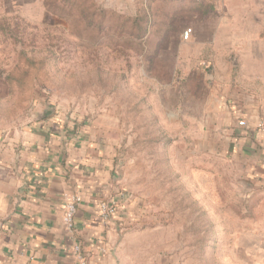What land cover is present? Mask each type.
<instances>
[{
	"label": "rangeland",
	"instance_id": "obj_1",
	"mask_svg": "<svg viewBox=\"0 0 264 264\" xmlns=\"http://www.w3.org/2000/svg\"><path fill=\"white\" fill-rule=\"evenodd\" d=\"M243 3L261 24L248 47L264 52V0H0V134L43 114L84 128L131 199L133 264H264V177L206 151L194 123L169 126L210 82L197 64L237 80L249 60L264 96V55H222L239 47L224 23ZM193 28L202 40L182 43ZM180 47L202 50L189 75L170 55Z\"/></svg>",
	"mask_w": 264,
	"mask_h": 264
},
{
	"label": "crops",
	"instance_id": "obj_2",
	"mask_svg": "<svg viewBox=\"0 0 264 264\" xmlns=\"http://www.w3.org/2000/svg\"><path fill=\"white\" fill-rule=\"evenodd\" d=\"M249 12L243 3L237 19L229 17L224 23L229 40L238 32L239 47L222 55L258 63L264 52L248 46L258 39L261 24L252 22ZM190 30L189 37L202 40L195 28ZM216 50L211 56L221 55ZM191 51L180 47L170 54L178 55L185 75L188 58L202 55L201 49ZM246 61L240 60L237 80L231 75L233 66H217L207 75L197 64V76L210 82L196 100L186 102L188 108L174 110L169 126L181 130L182 120L194 123L212 142L206 151L242 163L258 179L264 177V130L258 128L264 123V96L250 84L246 73L255 69L247 68ZM240 121L245 126H238ZM72 125L61 115L43 114L23 128L0 134V264H80L75 248L84 264H133L125 252L131 199L120 193L111 163L90 134ZM65 196L79 199L72 234L62 224ZM104 203L114 208L107 221L100 216Z\"/></svg>",
	"mask_w": 264,
	"mask_h": 264
},
{
	"label": "built area",
	"instance_id": "obj_3",
	"mask_svg": "<svg viewBox=\"0 0 264 264\" xmlns=\"http://www.w3.org/2000/svg\"><path fill=\"white\" fill-rule=\"evenodd\" d=\"M191 34V30L187 29L182 33V40H188L189 36ZM238 126L243 127L245 126L244 121H240L238 123ZM258 128L264 130V123L260 122L258 124ZM79 199L76 196H65L64 197V206H63V217H62V224L64 226V229L72 234L74 230V219L76 214V208L78 205ZM100 216L103 220H108L111 214L114 212V208L109 204H101L100 207ZM77 253V257L80 261V264H84L83 259L80 257V251L78 248H75L74 250Z\"/></svg>",
	"mask_w": 264,
	"mask_h": 264
}]
</instances>
